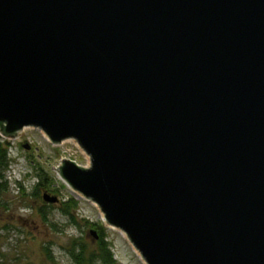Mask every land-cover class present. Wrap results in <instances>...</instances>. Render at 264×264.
<instances>
[{
	"label": "water",
	"instance_id": "water-1",
	"mask_svg": "<svg viewBox=\"0 0 264 264\" xmlns=\"http://www.w3.org/2000/svg\"><path fill=\"white\" fill-rule=\"evenodd\" d=\"M25 128L89 157L60 177L146 264H264V0H0Z\"/></svg>",
	"mask_w": 264,
	"mask_h": 264
},
{
	"label": "rangeland",
	"instance_id": "rangeland-1",
	"mask_svg": "<svg viewBox=\"0 0 264 264\" xmlns=\"http://www.w3.org/2000/svg\"><path fill=\"white\" fill-rule=\"evenodd\" d=\"M8 141L11 164L4 173L6 189L0 191V264H74L69 255L73 241H83L94 250L98 225L105 228L117 264H145L122 231L105 226L99 207L60 177L62 159L81 167L90 165L74 141L54 145L35 128H25ZM44 195L57 202L46 203ZM69 199L78 203L74 213L78 225L62 212Z\"/></svg>",
	"mask_w": 264,
	"mask_h": 264
},
{
	"label": "trees",
	"instance_id": "trees-1",
	"mask_svg": "<svg viewBox=\"0 0 264 264\" xmlns=\"http://www.w3.org/2000/svg\"><path fill=\"white\" fill-rule=\"evenodd\" d=\"M9 145V141L0 136V191H4L6 189L4 186L5 182H3L5 179L4 173L8 170L11 164V160L8 156ZM39 186L40 183L35 185V190H37ZM63 205L64 207L62 208V212L65 215L70 216L72 224L78 225L74 216L78 203L74 199H69ZM85 223L88 224L87 221ZM89 225L90 227H94L93 224L89 223ZM98 229L99 240L97 241L94 250H91L83 241H73L69 255L74 264H117L111 251L110 244L105 239V228L98 225ZM46 251H48V249H46Z\"/></svg>",
	"mask_w": 264,
	"mask_h": 264
},
{
	"label": "bare ground",
	"instance_id": "bare-ground-1",
	"mask_svg": "<svg viewBox=\"0 0 264 264\" xmlns=\"http://www.w3.org/2000/svg\"><path fill=\"white\" fill-rule=\"evenodd\" d=\"M46 136V135H45ZM102 217H103V214H102ZM123 235L125 236V234L123 233ZM126 237V236H125ZM138 253V252H137ZM138 255L140 256V254L138 253ZM143 261V260H142ZM144 262V261H143ZM145 263V262H144ZM146 264V263H145Z\"/></svg>",
	"mask_w": 264,
	"mask_h": 264
}]
</instances>
